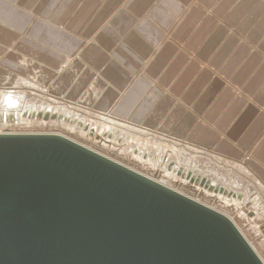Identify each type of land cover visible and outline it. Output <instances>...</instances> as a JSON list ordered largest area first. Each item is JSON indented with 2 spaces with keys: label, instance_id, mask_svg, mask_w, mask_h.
<instances>
[{
  "label": "crops",
  "instance_id": "obj_1",
  "mask_svg": "<svg viewBox=\"0 0 264 264\" xmlns=\"http://www.w3.org/2000/svg\"><path fill=\"white\" fill-rule=\"evenodd\" d=\"M0 77L241 163L264 189V0H0Z\"/></svg>",
  "mask_w": 264,
  "mask_h": 264
},
{
  "label": "water",
  "instance_id": "obj_2",
  "mask_svg": "<svg viewBox=\"0 0 264 264\" xmlns=\"http://www.w3.org/2000/svg\"><path fill=\"white\" fill-rule=\"evenodd\" d=\"M0 264H262L219 214L54 136L0 137Z\"/></svg>",
  "mask_w": 264,
  "mask_h": 264
},
{
  "label": "bare ground",
  "instance_id": "obj_3",
  "mask_svg": "<svg viewBox=\"0 0 264 264\" xmlns=\"http://www.w3.org/2000/svg\"><path fill=\"white\" fill-rule=\"evenodd\" d=\"M20 81L29 82L30 80L27 79L19 80L18 82ZM1 89H3V93H0V97H1L0 137L54 136L70 141L71 143L76 144L77 146L103 158L106 161L121 166L125 170L134 173L141 179L155 186H158L176 195L182 196L201 207H204L212 212L219 214L220 216L230 221V223H232V221L230 220L231 218L227 216L223 211L212 208L211 206L204 204L198 199H194L190 196L181 193L180 191L173 189V187H171L172 184L171 181L180 178L185 183L196 185L201 189H204L210 193L213 192V194L215 193L222 196H228L230 198L228 203L234 202V199L235 200L237 199L240 202L243 201L241 202V204H245L244 202L247 203L250 202L249 204H252L254 208L260 206L259 205L260 203L257 201L258 197L249 198L246 197L245 195L241 196L239 193H237L240 192L241 190V187H239L237 183L229 182L228 178H224L225 176L220 175L218 172L214 173L215 170L213 169V167L214 166L216 167V165L220 164L219 162L221 161V162H225V164L226 163L233 164L234 167L240 166L238 168H240L241 171H243L246 175H248L249 172L247 171L246 167L241 163L228 161L226 159L214 155L213 153H208L214 155V157L217 158L216 160L217 164L216 165L208 164V166H198L196 165L195 161L194 163H192V159L188 155L189 153H186L185 151L182 150H176L178 148L177 146H184L199 151L192 147L182 145L181 143H178L176 141L173 142L169 139L168 140L171 141L173 144L171 146L162 144L161 146L158 147V149L152 148L150 146L145 147L144 146L145 143L143 141H139L137 133L140 132L145 134H151V133L142 131L141 129H138L136 127H132L125 122L117 121L108 115L107 116L91 115L89 112H88L89 114L87 112L85 113L84 109L76 106H72L65 102H63L64 104H62L61 102H60L61 104H56L57 102L54 103L53 102L54 98L50 96L47 92L46 94H44L42 98L35 99V98H31L30 95H28L29 93L26 94L22 92H16V93L12 92L11 91L12 87L1 88ZM66 104L69 105L70 107L66 106ZM76 111L82 113V115H80V113H77ZM42 116L43 117L45 116L47 119L55 117L57 118V120H60L59 122L58 121L53 123L48 122L44 124L45 126L47 125L50 127L62 126V127H66V129H68L71 132L78 131L80 132L81 135H84L83 131H86L87 134H89L90 136H94V138L98 139L99 141L102 140V137H104V140L109 141V143L113 144L114 146H116L119 143L120 145L125 144V147H122V148H126L123 150V154H125L128 159H131L142 165L146 164L150 166V168H152L155 172L160 174L162 178L154 179L153 177L143 174L142 172H139L134 168L119 163L111 158H108L100 154L99 152L93 150L90 147H87L81 143L71 140V138L61 133H54V132L21 133V132H4L1 130L3 128H8L11 126L18 129L19 127L22 126L31 127L38 124L42 125V123L38 122L36 118ZM130 135L133 136V137L131 136L132 139ZM127 141H132V142L131 143L129 142L130 144L129 143L126 144ZM199 152L205 153L204 151H199ZM167 153H170V155L168 156ZM261 188L263 189L262 186ZM209 196H211V194H209ZM263 210L262 213L264 214ZM232 225L235 227V229L238 231V233L241 235V237L244 239V241L247 243L250 249L254 252V254L258 257V259L262 262V264H264V261L259 256L255 248L252 246V244H250V242H248L245 239L242 232L238 228H236V226L233 223Z\"/></svg>",
  "mask_w": 264,
  "mask_h": 264
},
{
  "label": "rangeland",
  "instance_id": "obj_4",
  "mask_svg": "<svg viewBox=\"0 0 264 264\" xmlns=\"http://www.w3.org/2000/svg\"><path fill=\"white\" fill-rule=\"evenodd\" d=\"M15 54L16 53L11 54L10 58L15 60ZM1 78L2 77H0V87H5V88L12 87L11 90L12 92L15 93L22 92L26 94L29 93L28 95H30L31 98H35V99L42 98L44 94H46V91L42 87H40L34 80L32 81H34L35 83L32 81L15 82L16 80H18L16 77L6 83V81L2 80ZM7 85L9 86L7 87ZM0 93H3V89H0ZM0 101H1V97H0ZM53 102L54 103L57 102L56 104H61V103L64 104L62 101H58L55 98ZM66 106L70 107L67 104ZM80 115H82V113H80ZM36 118L38 122L42 123V125L38 124L31 127L22 126L19 127L18 129L11 126L8 128H3L1 130L4 132H21V133H50V132L61 133L71 138V140H74L87 147H90L93 150L99 152L100 154L108 158H111L113 160H116L117 162L122 163L126 166L134 168L135 170L142 172L143 174H146L150 177H153L154 179L162 178V176L157 172H155L152 168H150V166L146 164L142 165L138 162L128 159L126 155L123 154V150L126 148H122V147H125V144H123L124 145L123 146L120 145L119 143L116 146H114L113 144L109 143V141L104 140V137H102V140L99 141L98 139H95L94 136H90L89 134H87L86 131H83L84 135H81L80 132L78 131L71 132L68 129H66V127H62V126L50 127L48 125L47 126L44 125L48 122L50 123L56 121L59 122L60 120H57V118L55 117L47 119L45 116L44 117L42 116ZM137 134L139 141H143L145 143L144 144L145 147L150 146L152 148L158 149V147L161 146L162 144H166L170 146L173 145L171 141L160 136H154L151 134H145L141 132ZM131 136L132 135H130V137ZM129 142L131 143L132 141H127L126 144H128ZM177 147L178 148L176 150H182L185 151L186 153H189L188 155L191 157L192 163H194L195 161L196 165L198 166H208V164H214V165L217 164L216 161L217 158L214 157V155L208 153H202L184 146H177ZM167 154L168 156L170 155V153ZM219 163L220 164H217L216 167L215 166L213 167V169L215 170L214 173L218 172L220 175L225 176L224 178H228L229 182L237 183L238 186L241 187L240 192L237 193H239L241 196L245 195L246 197L249 198L258 197L257 201L260 203L259 204L260 208L259 207L254 208L252 204H249L250 202L248 203L244 202L245 204H241V202L243 201L240 202L237 199L236 200L234 199V202L228 203L230 199L228 196H222L215 193L213 194V192L210 193L204 189H201L196 185L185 183L180 178H178L177 180H172L171 187H173V189L180 191L181 193L187 196H190L194 199H198L199 201L203 202L208 206H211L212 208L223 211L227 216L231 218L230 220L232 221V223L236 226V228H238L242 232L245 239L248 242H250V244H252V246L255 248L259 256L264 261V214L262 213V210L264 209V190L261 188V185H258L259 183L256 181V179L250 177V174L246 175L243 171H241L240 168H238L240 166L235 165L237 167H234L233 164H229V163L225 164V162H221V161ZM209 194H211V196H209Z\"/></svg>",
  "mask_w": 264,
  "mask_h": 264
}]
</instances>
